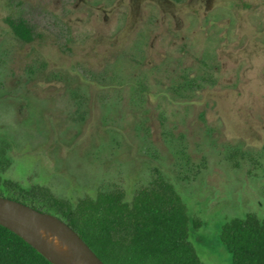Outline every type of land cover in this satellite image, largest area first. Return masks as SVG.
<instances>
[{"label": "rangeland", "instance_id": "rangeland-1", "mask_svg": "<svg viewBox=\"0 0 264 264\" xmlns=\"http://www.w3.org/2000/svg\"><path fill=\"white\" fill-rule=\"evenodd\" d=\"M183 74L207 80L187 99ZM0 145L6 178L71 203L157 168L201 261L230 264L219 226L264 217V0H0Z\"/></svg>", "mask_w": 264, "mask_h": 264}, {"label": "trees", "instance_id": "trees-1", "mask_svg": "<svg viewBox=\"0 0 264 264\" xmlns=\"http://www.w3.org/2000/svg\"><path fill=\"white\" fill-rule=\"evenodd\" d=\"M6 22L15 37L31 40V28L25 20ZM199 81L207 80L183 74L170 91L176 97L190 98L202 88ZM134 89L135 94L145 91L143 87ZM176 155L184 163L189 160L183 150ZM9 165L8 148L0 145V196L60 218L103 264H204L192 241V233L203 222L189 216L180 195L157 168L149 184L134 191L129 200L121 188L112 187L71 203L45 187H23L6 178ZM217 240L229 255L230 264H264V217L247 213L230 218L219 226ZM0 264L51 263L0 226Z\"/></svg>", "mask_w": 264, "mask_h": 264}, {"label": "water", "instance_id": "water-1", "mask_svg": "<svg viewBox=\"0 0 264 264\" xmlns=\"http://www.w3.org/2000/svg\"><path fill=\"white\" fill-rule=\"evenodd\" d=\"M0 226L20 237L51 264H103L60 218L0 196Z\"/></svg>", "mask_w": 264, "mask_h": 264}]
</instances>
